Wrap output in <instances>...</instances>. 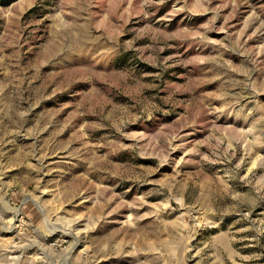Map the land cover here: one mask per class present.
<instances>
[{
    "label": "rangeland",
    "instance_id": "374dc122",
    "mask_svg": "<svg viewBox=\"0 0 264 264\" xmlns=\"http://www.w3.org/2000/svg\"><path fill=\"white\" fill-rule=\"evenodd\" d=\"M0 264H264V0H0Z\"/></svg>",
    "mask_w": 264,
    "mask_h": 264
}]
</instances>
